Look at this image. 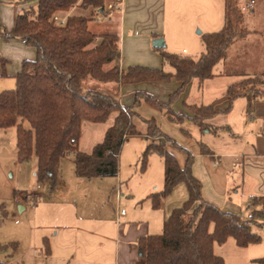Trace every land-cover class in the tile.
<instances>
[{"label":"crops","instance_id":"0c3cea01","mask_svg":"<svg viewBox=\"0 0 264 264\" xmlns=\"http://www.w3.org/2000/svg\"><path fill=\"white\" fill-rule=\"evenodd\" d=\"M250 1L241 0L240 6L244 8ZM35 5L36 2L2 0V27L6 32H11L17 16ZM225 7L226 0H123L121 10H107L92 15V9L76 7L68 13L56 15L66 20L73 13L84 14L92 17L89 26L97 34L117 33L120 36L121 69L145 64L175 72L171 65L164 64L162 55L155 53L154 48L198 58L205 50L201 35L222 29ZM244 13L250 33L234 41L227 58L216 65L214 77L202 83L193 78L173 101L171 95L182 86V82L177 79L118 86L106 83L103 89L118 90V98L124 108L132 107L143 117L154 118L159 127L173 139L165 145L175 154L182 167L186 164L187 152L194 155L192 171L202 183L205 200L223 210L249 218L254 210L264 213V98L256 101L251 111L246 97L236 98L230 109L224 110L229 106L227 89L231 84L245 77L258 76L263 81L258 87L264 90V0H254L253 7L244 10ZM156 39H163L164 47H155L153 43ZM247 48L260 50L245 51ZM36 56L37 48L28 45L22 38L2 36L0 92L14 88L15 77L21 71L23 62L33 60ZM138 92L146 93L158 103H171L174 111L184 115L183 122L171 121L166 108L155 107L144 99L137 102ZM192 105H210L222 110L206 118L204 123L208 128L202 129L194 121L196 114ZM115 116L112 114L102 123L84 121L80 150L91 152L104 139ZM85 124L89 140L97 139L87 150L81 147ZM100 124L102 129L98 127ZM6 130L0 129V134ZM130 137L136 138L139 144L130 147L134 149L136 162L129 172L122 171L119 166L116 176L80 177L75 172L73 158L75 175L66 178L60 167L59 179L51 196L55 195L57 200L54 203L62 204V207L58 206L54 212L57 222L53 226L55 231L52 233L51 253L47 259L54 258L58 264H138L139 239L149 234H160L171 211L187 200V186L179 184L168 197L161 200L159 207L154 206L152 194L162 191L165 185L164 158L152 152L144 171L141 166L139 169V165L146 146L160 143V137L132 135L126 138L125 143ZM125 143L120 157L125 150ZM202 143L213 152L212 155L202 153ZM1 147L0 167L4 165L2 159L6 158L14 159L17 163V146L15 155L10 157L2 155ZM2 199L4 197L1 195L0 209L7 208ZM171 201L176 204L170 205ZM121 208L126 210L124 215L120 214ZM260 219L263 221L264 215L258 216L257 220ZM216 245L214 249L218 253ZM251 245L240 247L235 241V264H264L255 261L264 256H254L256 254L245 251Z\"/></svg>","mask_w":264,"mask_h":264},{"label":"trees","instance_id":"16d2710c","mask_svg":"<svg viewBox=\"0 0 264 264\" xmlns=\"http://www.w3.org/2000/svg\"><path fill=\"white\" fill-rule=\"evenodd\" d=\"M19 1L36 2V5L17 16L11 32H6L0 23V38L4 35L22 38L37 48V56L23 62L14 88L0 92V129L16 128L17 162H27L35 155L36 178L38 182H48L51 190L57 185L61 162L67 155H74L78 176L109 177L118 175L120 154L128 136L143 134L173 141L154 118H145L132 107L124 108L118 90L98 89L94 85L85 87V81L118 86L177 79L182 86L171 95L173 101L193 78L202 83L214 77L216 65L227 58L234 41L250 33L245 26L241 0H226L225 24L219 31L202 34L205 50L198 58L159 48L164 64L171 65L175 72L142 65L121 69L117 33L97 34L89 26L92 17L84 14L69 15L63 25L55 20L57 13H68L76 7L92 9V15L106 12V0ZM262 83L257 76H249L231 84L227 89L229 106L224 111H228L238 97L248 99L251 111L254 103L264 98V90L258 87ZM142 99L160 109L166 108L171 121L183 122L184 115L174 111L171 103L161 104L146 93L138 92L136 101ZM191 108L196 114L195 123L202 129L207 127L206 118L222 110L210 105H192ZM112 114L116 116L104 139L91 152L80 150L83 122H106ZM201 146L203 154H213L204 143ZM152 152L160 154L165 161V185L162 191L152 194L154 206L159 207L161 200L179 184L187 186L189 195L181 206L171 211L160 234L139 239L138 264H226L224 257L215 252L216 243L224 244L234 238L238 246L247 247L262 241V234L254 228L264 229V221L255 224V217L264 215L262 211L254 210L251 218H244L204 199L202 183L192 171L194 155L191 152H187V161L182 167L165 144L150 143L140 158L142 171L147 168ZM2 210L7 217V211ZM45 248L50 255L48 238H45ZM255 261L264 263V257Z\"/></svg>","mask_w":264,"mask_h":264},{"label":"rangeland","instance_id":"374dc122","mask_svg":"<svg viewBox=\"0 0 264 264\" xmlns=\"http://www.w3.org/2000/svg\"><path fill=\"white\" fill-rule=\"evenodd\" d=\"M245 26L249 29L246 23ZM141 44H143V41ZM249 50H254L255 52L260 49H245V51ZM153 51L161 55L162 49L158 51L154 48ZM258 78L262 80L261 77ZM84 84L85 87L94 85L98 89L104 88L103 83L94 80H87ZM86 123L93 122L88 121ZM98 127L102 129L101 124ZM83 131L81 147L87 150L90 148L92 142L97 139H93V141L89 140L87 124L84 125ZM159 141L163 144L167 142L163 137H161ZM134 144L138 145L139 141L132 137L125 143V150L123 155L119 158V166L122 168V171L129 172L133 169L132 167L136 161L133 154L134 149L131 150L130 147H134ZM1 145L2 155H8V157L15 155V128H10L1 132L0 146ZM73 158L71 154L62 159V174L66 178L75 175L73 174ZM13 160H10V158L2 159L4 165L0 167V196L2 195L4 197L2 201L6 202L7 207L4 209L8 213L7 217H4L3 210L0 209V245L3 246L0 248V264H58V261L54 258L47 259L49 255L46 254L45 238H48L50 244L52 233L55 231L53 226L57 222L54 212L58 206L62 207V204L57 205L54 203L57 197L55 198V195L51 196L53 190L50 189L48 182H38L36 178L37 160L35 155L24 163H15ZM150 160L151 156H149V161ZM140 166L141 165H139V169ZM21 187L28 189H23ZM174 204H176L174 201L170 202V205ZM249 218H251V216ZM257 218L258 216L255 217L256 220ZM263 221L262 219H260V221L257 220L255 224ZM254 228L262 234L263 239L259 243L252 244L245 251H248L251 255L256 254L254 256H264V229H259L257 226H254ZM13 243H16V245ZM233 246L235 247V240L233 238H229L224 244L217 243L216 245V251L222 254L227 264L236 263L237 259L235 260V258L237 256Z\"/></svg>","mask_w":264,"mask_h":264},{"label":"built area","instance_id":"2783aa9c","mask_svg":"<svg viewBox=\"0 0 264 264\" xmlns=\"http://www.w3.org/2000/svg\"><path fill=\"white\" fill-rule=\"evenodd\" d=\"M253 5H254V0H251L247 4V6H245L243 9L244 10L251 9ZM122 8H123V0H109L106 2V9L108 11L121 10ZM55 20L58 24H61V25L65 24V21H66V20L59 19L57 15H55ZM125 213H126L125 208H121L120 214L124 215Z\"/></svg>","mask_w":264,"mask_h":264},{"label":"water","instance_id":"95a60500","mask_svg":"<svg viewBox=\"0 0 264 264\" xmlns=\"http://www.w3.org/2000/svg\"><path fill=\"white\" fill-rule=\"evenodd\" d=\"M153 44H154L155 47H158V48L159 47H164V45H165L163 39H156Z\"/></svg>","mask_w":264,"mask_h":264}]
</instances>
